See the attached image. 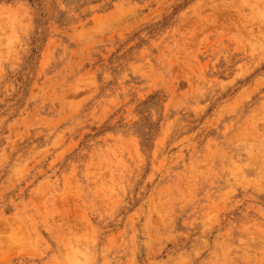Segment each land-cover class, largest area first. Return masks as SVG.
Masks as SVG:
<instances>
[{
    "label": "rangeland",
    "instance_id": "1",
    "mask_svg": "<svg viewBox=\"0 0 264 264\" xmlns=\"http://www.w3.org/2000/svg\"><path fill=\"white\" fill-rule=\"evenodd\" d=\"M0 264H264V0H0Z\"/></svg>",
    "mask_w": 264,
    "mask_h": 264
},
{
    "label": "bare ground",
    "instance_id": "2",
    "mask_svg": "<svg viewBox=\"0 0 264 264\" xmlns=\"http://www.w3.org/2000/svg\"><path fill=\"white\" fill-rule=\"evenodd\" d=\"M262 121V120H261Z\"/></svg>",
    "mask_w": 264,
    "mask_h": 264
}]
</instances>
